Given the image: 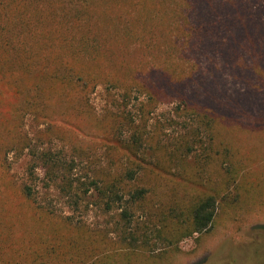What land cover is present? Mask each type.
<instances>
[{
  "label": "trees",
  "instance_id": "16d2710c",
  "mask_svg": "<svg viewBox=\"0 0 264 264\" xmlns=\"http://www.w3.org/2000/svg\"><path fill=\"white\" fill-rule=\"evenodd\" d=\"M169 2L0 0V264H93L86 248L80 255V238L85 237L80 233L116 234L115 241L98 237L103 245L153 252L158 246L176 248L213 224L216 195L202 190L190 198L185 191L184 201L170 193L162 202L152 181L166 173V165H184L195 152L204 165L219 158L221 148L234 157L231 143L216 140L210 112L188 106L170 89L189 79L177 80L179 72L172 67L181 44L199 38V43L222 49L223 35L214 30L224 27L225 4L215 8L218 19L209 13L211 0H194L207 5L205 19L210 22L205 23L189 0L186 11L173 8L177 19L170 16ZM248 31L240 33L247 43ZM99 85L121 91L125 99L136 95L135 114L125 108L112 114L111 136L105 138L118 158L107 155L104 163L92 162L79 145L64 152L43 144L51 135L80 131L77 109L88 106ZM165 97L178 99L184 107L181 114L195 117L201 128L188 126L181 139L169 141L146 132L152 112ZM27 118L48 127L30 134L23 124ZM10 153L15 160L23 157L20 178L12 175ZM243 163L236 167L242 170ZM202 167L207 172L208 166ZM226 174L224 185L237 187L233 172ZM184 178L187 186L192 183L189 173ZM92 214L102 224L92 226L87 221Z\"/></svg>",
  "mask_w": 264,
  "mask_h": 264
},
{
  "label": "rangeland",
  "instance_id": "374dc122",
  "mask_svg": "<svg viewBox=\"0 0 264 264\" xmlns=\"http://www.w3.org/2000/svg\"><path fill=\"white\" fill-rule=\"evenodd\" d=\"M189 1L198 10L202 22L209 23L205 19L207 5ZM187 2L170 0V16L177 19L179 16L175 15L173 8H184L186 11ZM220 3L225 4V9H222V15L225 14L222 25L225 28L220 25L214 32L223 35L222 49L209 42L199 43V38L181 44V54L174 58L179 60H174L172 67L179 72L177 80L186 76L189 79L172 84L170 89L176 98L184 97L188 106L210 112L208 115L214 119L216 140L231 143L234 157L229 158L221 148L219 158L214 157L211 164L204 165L202 157L195 152L184 165L180 162L170 167L166 165V173L152 181L160 191L157 193L163 195L162 202L164 196L170 193L178 201H184L181 197L185 191L190 198L201 194L202 190L216 195L219 203L214 222L208 231L182 240L176 248L158 246L153 252H130L116 244L103 245L104 241L98 237L100 234L104 238L107 236V240L115 241L116 234L80 233L85 235L80 238V255L90 252L93 264H264V0H211L209 13L218 19L220 11L215 8ZM182 14L185 18L189 15L184 11ZM179 20L180 24L184 22L181 18ZM246 30L250 32L249 36L246 35L249 43L240 35ZM135 97L133 93L129 99H125L121 91L99 85L90 95L88 106L80 105V109H77L81 111L80 131H69L62 134L63 138L62 135H51L43 140V144L64 152L71 150L73 145H79L88 151L92 162L104 163L107 155L118 158L119 153L113 143L105 138L111 136L109 126L113 121L112 114L123 108L132 113L136 106L134 103L137 104ZM176 98L165 97L158 103L150 116L146 132L158 134L161 139L169 141L181 139L189 131L188 126H200L195 117L189 120L185 113L181 114L184 107ZM52 109L56 113L61 112L60 108ZM23 124L30 134L48 127L44 121L32 118L25 119ZM123 131L126 132L125 129ZM199 135L204 139L203 131ZM9 158L12 175L16 179L22 177L23 157L15 160V154L10 153ZM240 162L245 164L242 170L236 167L242 164ZM202 166H208L207 172ZM184 167L186 171H183ZM228 170L236 176L237 187L224 185V180L229 177L226 174ZM185 173H189L192 179L188 186L184 181ZM155 202L159 204V201ZM102 220L94 214L87 217L92 226L102 224ZM86 237L89 241L84 243ZM82 248L86 250L82 252ZM98 254H102V257H98ZM62 264L70 263L69 260H62ZM85 264L90 262L86 261Z\"/></svg>",
  "mask_w": 264,
  "mask_h": 264
}]
</instances>
